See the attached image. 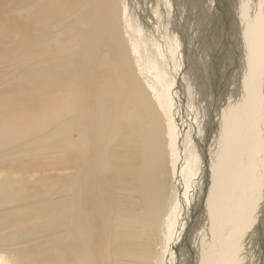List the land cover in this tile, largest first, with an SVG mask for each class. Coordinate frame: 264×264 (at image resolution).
Returning <instances> with one entry per match:
<instances>
[{
  "label": "bare ground",
  "instance_id": "6f19581e",
  "mask_svg": "<svg viewBox=\"0 0 264 264\" xmlns=\"http://www.w3.org/2000/svg\"><path fill=\"white\" fill-rule=\"evenodd\" d=\"M0 264H264V0H0Z\"/></svg>",
  "mask_w": 264,
  "mask_h": 264
},
{
  "label": "rangeland",
  "instance_id": "374dc122",
  "mask_svg": "<svg viewBox=\"0 0 264 264\" xmlns=\"http://www.w3.org/2000/svg\"><path fill=\"white\" fill-rule=\"evenodd\" d=\"M203 226H207V225H203V218L199 217V220L197 222V226H196V232H197V236L198 238H200V234H201V228Z\"/></svg>",
  "mask_w": 264,
  "mask_h": 264
}]
</instances>
